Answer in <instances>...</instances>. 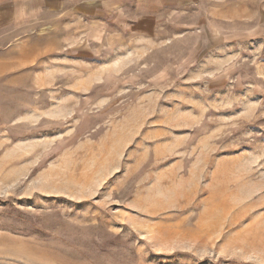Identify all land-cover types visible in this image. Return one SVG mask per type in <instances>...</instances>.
I'll use <instances>...</instances> for the list:
<instances>
[{
    "label": "rangeland",
    "instance_id": "obj_1",
    "mask_svg": "<svg viewBox=\"0 0 264 264\" xmlns=\"http://www.w3.org/2000/svg\"><path fill=\"white\" fill-rule=\"evenodd\" d=\"M0 264H264V0H0Z\"/></svg>",
    "mask_w": 264,
    "mask_h": 264
}]
</instances>
